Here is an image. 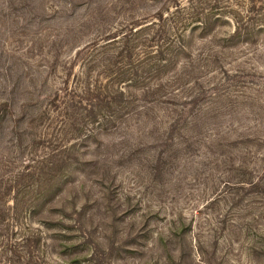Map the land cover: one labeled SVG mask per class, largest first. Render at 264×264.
<instances>
[{
	"label": "rangeland",
	"instance_id": "rangeland-1",
	"mask_svg": "<svg viewBox=\"0 0 264 264\" xmlns=\"http://www.w3.org/2000/svg\"><path fill=\"white\" fill-rule=\"evenodd\" d=\"M0 264H264V0H0Z\"/></svg>",
	"mask_w": 264,
	"mask_h": 264
},
{
	"label": "trees",
	"instance_id": "trees-1",
	"mask_svg": "<svg viewBox=\"0 0 264 264\" xmlns=\"http://www.w3.org/2000/svg\"><path fill=\"white\" fill-rule=\"evenodd\" d=\"M120 93H121V92H120ZM126 109H127V108H126ZM128 112H130V111H126V113H128ZM126 113H125V114H126Z\"/></svg>",
	"mask_w": 264,
	"mask_h": 264
}]
</instances>
